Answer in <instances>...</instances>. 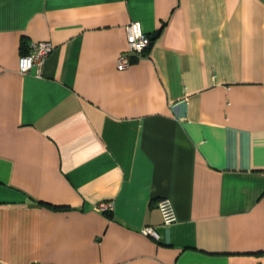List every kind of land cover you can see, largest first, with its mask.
Here are the masks:
<instances>
[{"label":"crops","instance_id":"1","mask_svg":"<svg viewBox=\"0 0 264 264\" xmlns=\"http://www.w3.org/2000/svg\"><path fill=\"white\" fill-rule=\"evenodd\" d=\"M33 262L264 264V0H0V264Z\"/></svg>","mask_w":264,"mask_h":264},{"label":"built area","instance_id":"2","mask_svg":"<svg viewBox=\"0 0 264 264\" xmlns=\"http://www.w3.org/2000/svg\"><path fill=\"white\" fill-rule=\"evenodd\" d=\"M127 29V47L118 56L117 67L124 69L128 67L132 59L143 52L150 43V36L144 31L139 20H133L126 26ZM32 50L29 53L22 54L19 60V69L21 72H29L35 68L39 69L47 58V55L53 48L50 40H39L32 42ZM112 200L101 201L97 207L99 210H108L113 207ZM158 207L161 211L163 223L171 224L177 219L176 210L172 200L169 197H162L158 201ZM145 234L156 235L154 226L148 225L142 228ZM31 264H42L41 262H33Z\"/></svg>","mask_w":264,"mask_h":264},{"label":"trees","instance_id":"3","mask_svg":"<svg viewBox=\"0 0 264 264\" xmlns=\"http://www.w3.org/2000/svg\"><path fill=\"white\" fill-rule=\"evenodd\" d=\"M159 32V30H157L156 31V33L154 34V35H150V37H151V43H152V41L154 40V38H155V36H156V34ZM27 39L25 38V37H23V39H22V42H21V52H22V54H26L27 53ZM29 52V51H28Z\"/></svg>","mask_w":264,"mask_h":264},{"label":"rangeland","instance_id":"4","mask_svg":"<svg viewBox=\"0 0 264 264\" xmlns=\"http://www.w3.org/2000/svg\"><path fill=\"white\" fill-rule=\"evenodd\" d=\"M131 21H133V20H131ZM131 21H130V22H131ZM126 26H127V25H126ZM149 36H150V35H149ZM150 45H151V38H150V43H149V46H150ZM149 46H147V47H146V49H145L143 52H141V54H142V53H144V52H146V51H147V49L149 48Z\"/></svg>","mask_w":264,"mask_h":264}]
</instances>
